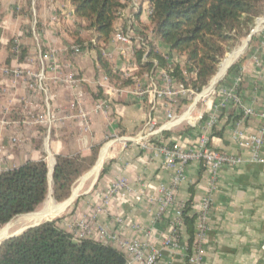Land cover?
<instances>
[{
  "label": "crops",
  "instance_id": "0c3cea01",
  "mask_svg": "<svg viewBox=\"0 0 264 264\" xmlns=\"http://www.w3.org/2000/svg\"><path fill=\"white\" fill-rule=\"evenodd\" d=\"M134 3L131 0L121 11L115 32L122 21L128 20L146 29L152 6L148 1L134 0ZM79 24L70 0H0L1 66L38 73L42 67L40 48L41 52L54 50L62 67L77 74L75 79L81 78L87 85L83 87L94 92L99 82L102 88L103 76L97 72L100 67L95 51L87 48L79 55L71 51L72 46L78 45L75 37L87 39L86 34H90L80 29ZM12 42L20 47L18 56L14 49L8 48ZM258 45L259 39L246 56L235 59L232 66L242 58L245 62L236 75L231 78L227 75L223 81L230 85L237 77L242 78L240 103L244 109H251L254 116L245 118L242 107L229 105L221 112L210 134L213 149L241 157L245 162L234 168L223 167L215 179L210 169L190 162L184 167L185 178L174 186L177 169L168 168L164 157H156L153 152L154 145L159 144L184 149L196 144L217 104L215 96L205 104L196 105L193 123L163 130L148 141L133 142L129 139L136 137L149 120L154 121L156 128H161L167 122L168 113L180 114L192 100L182 101L186 106L180 110L153 93L139 96V93L105 90L113 95L110 98L114 101L108 111L101 112L96 111L98 102L83 107L87 95L83 96L86 101L81 105L83 97L78 89L69 87L63 80H49L48 93L36 95L31 93L28 80L2 77L0 86L6 87L0 89V172L37 161L46 162L50 171L55 167L57 156H88L91 149L100 144L95 165L79 178L71 197L62 203L54 199L44 203V210L47 205L51 207L50 214L43 218L47 219L45 222L60 219L61 229L74 232L73 226L92 221V234L88 237L95 241L110 244L125 253L106 237L116 235L127 241L138 240L147 252H160L157 264H188L185 251L189 236L184 226L178 237H173V206L161 219H157V214L167 189L172 191L177 203L185 206L191 199L193 186V214L201 212L207 198L212 200L202 264H264V145L258 153L246 145L247 139L258 136L263 126L264 75L257 74L255 62L260 60L264 67V51L259 52ZM157 46L161 53L165 52L163 45ZM106 49L105 56L114 59L118 71L135 68L127 65L125 46L116 47L111 41ZM50 75L53 74H49V78L53 77ZM8 82L11 88L7 87ZM25 84V93H21L20 88ZM90 94L96 96L97 93ZM47 107L54 116L52 125L38 119L46 114ZM72 108L77 109L73 112ZM31 118L32 124L24 123ZM238 131L243 133L242 138L236 136ZM107 136L112 140L107 142ZM144 144L148 148L144 149ZM105 168L107 171L102 173ZM121 181L126 185L105 205V195ZM55 208H60V212L52 211ZM172 237L177 246H166L165 240Z\"/></svg>",
  "mask_w": 264,
  "mask_h": 264
},
{
  "label": "trees",
  "instance_id": "16d2710c",
  "mask_svg": "<svg viewBox=\"0 0 264 264\" xmlns=\"http://www.w3.org/2000/svg\"><path fill=\"white\" fill-rule=\"evenodd\" d=\"M142 1L152 6L146 29H151L156 41L151 42L149 51L137 48V66L142 71L164 69L174 80L195 92L209 85L226 54L251 31L257 18L264 17V0ZM70 2L80 20L79 28L90 33L87 39L75 37L77 46L95 51L102 72L113 82H120L122 76L114 70L104 50L112 41L121 11L131 0ZM254 41L255 37L249 51ZM154 43L163 45L165 52L158 51ZM15 46L12 42L8 48L11 51ZM172 55L182 58L183 63L172 62ZM244 62L242 58L229 69L230 78L240 71ZM241 91L242 84L239 95ZM100 148V144L95 145L88 156L56 157L52 197L57 203L71 197L76 182L95 165ZM106 171L107 168L102 173ZM49 193V169L44 161L28 162L0 172V229L21 215L35 213ZM191 194L183 209L190 253L200 217V213L193 214V186ZM59 222L60 219L43 222L4 240L0 244V264H130L124 252L89 237L77 239L74 232L61 229Z\"/></svg>",
  "mask_w": 264,
  "mask_h": 264
},
{
  "label": "built area",
  "instance_id": "2783aa9c",
  "mask_svg": "<svg viewBox=\"0 0 264 264\" xmlns=\"http://www.w3.org/2000/svg\"><path fill=\"white\" fill-rule=\"evenodd\" d=\"M134 3V0H132V4ZM134 6L137 7V5L134 3ZM152 9L150 10L151 14ZM256 25L257 28L255 30H251V34L249 37V41L251 42L252 38L255 37L256 42L259 39V45H258V51H264V17H260L256 19ZM136 22L134 20H128V28L123 29V31H120V33L116 34L115 37V44L116 47L125 46L126 48V60L127 65L129 68L136 67L137 62L130 63V61L133 59L135 60V54L132 51L134 48V45H132V36L136 33ZM119 30V29H116ZM134 38V37H133ZM136 43L140 45L138 48H144L147 51L151 49V42L148 43L145 39H142L140 37H136ZM118 43H120V46H118ZM153 46L157 47V50L160 51L157 44H152ZM137 50V49H136ZM71 51L74 55H79L83 52V49H81L79 46H72ZM14 53L16 56L20 53V47L16 45L14 48ZM41 64L42 67L38 73H31L29 70L24 69H16V68H9V67H3L0 64V72L4 74L5 76L11 75L13 81H16L19 79L23 74H27L30 79L33 81L34 84L31 85V87H38V89L41 92V94H47L46 89L44 87V84H47L49 80H63L65 83L75 84L78 82L75 79V76L77 74L69 73V71H66L64 67L60 64L59 59H57V53L54 50L41 52ZM43 54V56H42ZM109 58H112L110 55H107ZM49 59L50 62L47 61ZM235 61V60H234ZM233 61V62H234ZM233 62L228 66L226 69V72L222 80L225 79V77L228 74L229 69L231 68ZM256 71L259 76L264 75V67L263 63L260 60H256L255 62ZM128 71V69L126 70ZM152 73H155L158 75V78H165L166 82V89L162 93H156L154 91V96L166 99L168 100V103L171 105H175L178 102H182L184 100H192V104L189 105L181 114H172L168 113L167 115V122L163 127L156 128V125L154 121L151 119L148 121L146 126L140 131V133L137 134L136 137L130 138L129 140L133 142H143L148 141L150 137L154 135L160 134L163 130L173 129L176 126H179L183 123H193V117L192 113L196 107V105L199 102L206 103L209 101L213 96L217 98V104L215 105L213 111L211 112L209 116V120L204 127V133L200 135L198 141L196 144H194L192 147L188 149H184L179 146H168V145H154L153 152L156 157L162 156L165 159L166 166L171 169H177V176L174 179V186H176L179 181L183 178H185L184 174V167L190 162H196L207 169H210L212 172V177L215 179L218 172L223 167H237L240 165H243L245 162L241 157L233 156L225 152L216 151L211 147V139L210 134L215 129V126L218 124L221 112L224 111L229 105H238V107H242L240 103V97H239V89L241 87V84L243 83L242 78L239 76L230 85L220 84L222 80L218 81L215 86H219L217 89L215 88L212 93H201V92H195L189 88H184V86H180L179 89H174L175 80L169 75V73L164 69L155 68ZM49 74H53V77L49 78ZM126 75V73H124ZM221 76V77H222ZM218 77V76H217ZM219 78V77H218ZM216 78V79H218ZM220 79V78H219ZM107 77L102 78L101 85L103 86V83L107 81ZM171 89V90H170ZM32 93L34 94H40L37 93L36 90H34ZM146 93H139V96H142ZM81 96L82 93H80ZM243 108V107H242ZM46 114L40 115L38 117L40 122H45L46 124L52 125V122L54 121L53 113L50 111V109L47 107ZM108 111L109 106L105 102H98L96 104V111ZM244 117H251L254 116V112L251 109H244L243 108ZM202 117V116H201ZM261 118L263 120V126L260 130V133L258 136H250L247 141L246 145L251 146L253 149H255V152L258 153L259 150L264 145V112L261 114ZM25 124H32L33 119H26L24 120ZM22 122V124H24ZM48 126V125H46ZM49 127V126H48ZM236 136L238 138H242L244 135L242 132H237ZM237 138V139H238ZM13 142H17V139H13ZM148 144V143H147ZM144 144L143 148H148V145ZM126 184L121 181L114 185L113 188H111L110 192H108L104 197V203L105 205L108 203L109 199L115 195L118 190L125 186ZM173 206L174 209V231H173V237L177 238L179 234V230L184 227V220H183V209L184 205L177 203L173 197L172 191L166 190V195L163 201L161 200L160 206H159V212L157 214V219H161L162 216L167 212L168 208ZM212 207V200L211 198H207L202 205V209L200 212V217L197 223L196 227V235H195V245L192 249V252H189V247L186 248V259L188 264H202L204 260V247L203 243L206 240L207 236V230H208V224H207V216L209 211ZM92 221L88 222H80L75 227L74 233L76 235L77 239H83L88 238L89 235L92 234ZM139 228V227H137ZM166 239L164 244L166 246H177V243L172 240L174 238ZM109 239V241L119 247V249L125 250V254H127V259L130 264H157L158 259L160 257V252L153 250L152 252H147L145 245L142 244L140 241H127L119 238L116 235H108L106 237Z\"/></svg>",
  "mask_w": 264,
  "mask_h": 264
},
{
  "label": "rangeland",
  "instance_id": "374dc122",
  "mask_svg": "<svg viewBox=\"0 0 264 264\" xmlns=\"http://www.w3.org/2000/svg\"><path fill=\"white\" fill-rule=\"evenodd\" d=\"M136 33L132 36V45H134V48L132 49V51L134 52V54L136 53V51H138V47L140 45H138L136 43V37H140L142 39H145L146 41L149 42H152V39H153V42H155V38H154V35L152 33V31L150 29H145V28H138L139 25L137 24L136 26ZM127 29L128 28V22L127 21H122L117 29L119 30H116V32L114 33L113 35V38H112V42L115 43V37H116V34L117 33H120V31H123V29ZM257 28V25H256V22L255 24L253 25V27L251 28V30H255ZM250 34H251V31L245 35L239 42V44L233 49L231 50L229 53L226 54L225 58L223 59L221 65H220V68H219V71L217 73V75L212 79V81L209 83L208 86H206L202 91L201 93H206L208 91V93H212V91H214V89L219 86H215L214 85L223 79L224 76L222 77H219L220 79H216L218 78L217 76H219V73L222 69V66L224 64V61L226 62V60L230 57V55H232L236 50H238L239 48L245 46L243 52L238 55L237 57H241V56H246V52H248V49H249V46H250V41H249V37H250ZM86 37H87V34H86ZM134 37V38H133ZM152 37V38H151ZM151 38V39H149ZM149 39V40H148ZM247 42V44H245ZM118 46H120V43H118ZM137 49V50H136ZM141 49V47L139 48ZM105 53H107V49L104 50ZM113 56V55H112ZM172 59L171 61L172 62H178V63H183V59L180 58L179 56H174L172 55L171 56ZM236 57V58H237ZM111 62L112 64L114 65V70L116 69L117 70V67H116V62H114V59L112 58H109L107 57ZM235 60V59H234ZM233 60V61H234ZM137 62V59L135 57V60H131L130 63H133V62ZM232 61V62H233ZM236 61V60H235ZM127 62V61H126ZM127 69V68H126ZM99 70L101 71H98V73H101L103 77H107L108 80L105 81L103 83V86H101L102 88H100V83L97 82V85H99V87H96L95 88V91L94 92H91L90 89H87L85 87H83V85H85L87 87L86 84L83 83V80L80 78V80H78V82H76L75 84H70L68 83L69 87H75L78 89L79 93H82V95L84 96L85 94L87 95L86 98H87V101L84 99L81 100V105H83V103L86 101L85 105H83V107L87 106V107H90L89 105L91 104L92 106L95 105L96 102H105L106 104H108L109 107H111V104L113 103V95L112 94H107L105 93V90L108 91V93H154V91H156V93H162L163 91H165L167 85H166V82H165V78L162 77V78H158V75H156L155 73H152L153 71H142L137 65L135 68H132V69H128V71H120L119 70V73L121 74V81L116 83V82H113L108 76H106L104 74V72H102L103 70L101 68H99ZM118 71V70H117ZM81 75L82 73L79 72ZM126 73V75L124 74ZM228 75V74H227ZM50 76H53V75H50ZM5 78V79H11V75H8V76H5L4 74H2L0 72V78ZM25 79V80H28L26 82H28V86H29V83H30V90H31V93L36 90L37 93H44V92H41L38 87L34 86V87H31L33 83V81L31 80L30 82V79L28 77L27 74H23L21 76V78H19V81H24L22 80ZM227 78V76L225 77V79ZM217 80V81H216ZM216 81V82H215ZM224 80H222V82L220 84L223 83ZM124 82H128L126 84H124ZM24 83V82H23ZM48 83V82H47ZM64 84V83H63ZM8 85L7 87H10V82H8ZM14 85V84H13ZM47 84H44V87L46 89V93H48V90H47V87H46ZM26 86L23 85V87L21 86L20 88V91L21 93H25V89L24 87ZM180 86H183V84H180L179 82H177L175 80V85H174V89H179ZM3 87H6V85H1L0 86V89H2ZM11 88V87H10ZM184 88H187L184 86ZM208 88V89H207ZM216 88V89H217ZM100 89H103V91H101ZM191 89V88H189ZM171 90V89H170ZM192 90V89H191ZM2 92V90H0ZM10 91V89L8 90V92ZM3 93H7L6 92H3ZM11 93V92H10ZM90 93H97L96 96L94 94H90ZM112 97V98H110ZM117 98H115L116 100L120 101V102H123L122 98L118 97V96H115ZM111 99L112 101L109 102L108 100ZM202 103V102H199V104ZM190 104V102H189ZM175 107H178L180 110L182 108H184L186 105H184V103L182 102H178L174 105ZM184 106V107H183ZM79 107V106H78ZM188 106H186L187 108ZM77 108H72L73 112L74 110L76 111ZM185 110V109H184ZM183 109L181 110V113L184 111ZM101 111V110H100ZM78 112H80V110L78 109ZM102 112V111H101ZM180 113V114H181ZM112 138L107 136V142L111 141ZM50 192H51V189H50ZM53 200V198H51L50 196V193H49V196H48V199L46 200V203L47 204L49 201L48 200ZM45 204H43L35 213H40L41 211L44 210V207H45ZM25 216L26 215H21L15 219H13L10 223H12V225L9 226V229L6 233H4L3 237L0 239V242L2 243V241L5 239V238H8L14 234H20L21 232L25 231L26 229L34 226L35 224H40V223H43L45 222V220L47 219H39L37 221H27L25 219ZM4 228H6V226H4L3 228L0 229V231H2Z\"/></svg>",
  "mask_w": 264,
  "mask_h": 264
},
{
  "label": "bare ground",
  "instance_id": "6f19581e",
  "mask_svg": "<svg viewBox=\"0 0 264 264\" xmlns=\"http://www.w3.org/2000/svg\"><path fill=\"white\" fill-rule=\"evenodd\" d=\"M245 44H247V42H246ZM244 48H245V46L239 48V49L236 50L232 55H230V57L226 60V62L224 61V64H223V66H222V69H221V71H220L218 77H221L222 75L225 74L226 69L228 68V66L232 63V61H233L234 59H236V57H237L238 55H240V54L243 52ZM214 79H215V78H214ZM218 79H219V78H218ZM216 81H217V80H216ZM216 81H215V82H216ZM207 89H208V88H207ZM207 92H208V91H207ZM99 166H100V165H99ZM48 201H49L48 203L52 202V200H48ZM50 206H51V205H50ZM49 208L51 209V207H49V205H47V208H45L44 211H41L40 213H33V214H31V215H26V216H25V219H26L27 221H33V222H34V221H37V220H39V219L46 218V216H47L48 214H50V213L48 212ZM52 211H56V213H58V212H60V208H55V209L52 210ZM47 212H48V213H47ZM10 225H12V223H9V224L6 226V228H4L2 231H0V239L3 237L4 233H6V232L8 231ZM35 225H38V224H35ZM14 235H17V234H14ZM12 236H13V235H12ZM10 237H11V236H10ZM5 239H6V238H5ZM0 243H1V242H0Z\"/></svg>",
  "mask_w": 264,
  "mask_h": 264
},
{
  "label": "water",
  "instance_id": "95a60500",
  "mask_svg": "<svg viewBox=\"0 0 264 264\" xmlns=\"http://www.w3.org/2000/svg\"><path fill=\"white\" fill-rule=\"evenodd\" d=\"M231 67V66H230ZM53 170H54V167H52L51 168V170L49 171V185H50V189H51V192H50V196L52 197V176H53ZM13 236H15V235H13ZM13 236H11V237H13ZM10 237H8V238H6V239H4V240H7V239H9ZM3 240V241H4ZM2 241V242H3ZM1 244V243H0Z\"/></svg>",
  "mask_w": 264,
  "mask_h": 264
}]
</instances>
